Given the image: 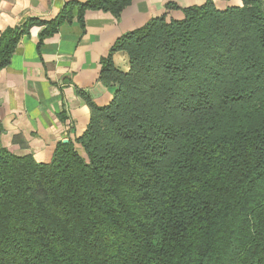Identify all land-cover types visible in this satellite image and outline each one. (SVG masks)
<instances>
[{
    "label": "trees",
    "instance_id": "1",
    "mask_svg": "<svg viewBox=\"0 0 264 264\" xmlns=\"http://www.w3.org/2000/svg\"><path fill=\"white\" fill-rule=\"evenodd\" d=\"M132 0L68 2L0 34V70L76 10L118 17ZM167 9L176 7L167 5ZM120 38L100 80L115 89L48 164L1 144L0 264H264V1L212 0Z\"/></svg>",
    "mask_w": 264,
    "mask_h": 264
},
{
    "label": "crops",
    "instance_id": "2",
    "mask_svg": "<svg viewBox=\"0 0 264 264\" xmlns=\"http://www.w3.org/2000/svg\"><path fill=\"white\" fill-rule=\"evenodd\" d=\"M68 2L85 0H0V34L20 27L28 18L54 19ZM206 0H132L116 18L103 11H85L83 25L76 10L70 22L39 44L42 27L33 26L19 41L11 59L0 70L1 144L16 156L30 155L48 164L59 143H70L81 155L77 140L89 122L83 96L106 107L115 89L101 80L102 62L111 58L120 73L129 70L128 55L111 53L123 36L162 16L180 20L182 9L199 7ZM217 10L240 7L241 0H212ZM167 5L176 9H167Z\"/></svg>",
    "mask_w": 264,
    "mask_h": 264
},
{
    "label": "built area",
    "instance_id": "3",
    "mask_svg": "<svg viewBox=\"0 0 264 264\" xmlns=\"http://www.w3.org/2000/svg\"><path fill=\"white\" fill-rule=\"evenodd\" d=\"M264 1V0H263Z\"/></svg>",
    "mask_w": 264,
    "mask_h": 264
}]
</instances>
